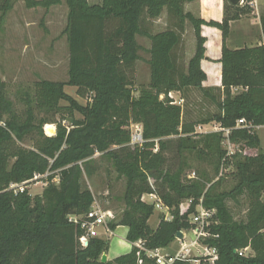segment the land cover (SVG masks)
Masks as SVG:
<instances>
[{
    "label": "trees",
    "instance_id": "1",
    "mask_svg": "<svg viewBox=\"0 0 264 264\" xmlns=\"http://www.w3.org/2000/svg\"><path fill=\"white\" fill-rule=\"evenodd\" d=\"M60 1L44 0L40 4L49 7ZM193 1L101 0L90 4L87 0H65L67 80L37 81L32 95L26 94L24 115L15 110L0 81V119L5 123L0 126V264H158L145 251L138 256L134 245L128 253L101 262L107 241L92 237L86 246L80 244L83 229L68 217L87 212L93 203L92 193L82 181L83 176L93 174L92 156L96 152L109 159L117 177L124 179L123 209L119 220L111 221L109 227L127 226L128 242L142 239L146 249L167 247L178 231L192 227L189 215L201 199L205 208L215 209L214 223L208 227L211 236L203 240L216 249L214 264H264V152L255 131L256 126L264 125V43L239 49L226 45L230 22L250 12V0L237 4L223 0L220 22L185 11L184 4ZM27 5L39 3L28 0ZM11 6V0H0L1 14ZM163 9L172 21L164 30L152 33L147 20L160 16ZM186 20L193 27L196 44L184 68L177 49ZM203 25L221 31L220 93L202 86L206 79L200 65L205 56ZM260 25L264 41V15H260ZM137 35L150 41V80L133 98L128 73L140 59L142 47ZM65 85L75 86L76 95L86 100L85 104L69 95ZM190 88L198 89L215 110L192 120L185 102L173 103L168 96ZM62 100L68 104L60 105ZM34 109L53 114L62 111L63 116L76 110L83 120L73 123L69 130L58 125L54 136H46L43 124L54 121L41 118L36 124ZM242 118L252 127L236 126ZM129 119L142 125L141 146L129 145V130L125 128ZM210 122L230 129L232 153L223 146V132H196V126ZM27 134H34L31 148L19 144ZM172 147L178 155L175 167L166 155ZM11 158L14 161L10 165ZM193 161L206 162L211 174L197 167L196 177L187 178L186 170L192 169ZM230 166L234 167L231 174L235 184L230 190H222L223 174H218ZM46 171L56 173L46 178L49 182L41 195L32 197L27 189L17 193L9 189L11 183L27 182L34 174ZM55 175L59 177L57 185L50 182ZM151 193L172 214L170 221L161 216L155 229L148 224L154 206L141 199ZM241 195H245L247 206L243 219L237 220L227 200L238 202ZM187 199H192L191 204L180 211ZM248 246L253 255L238 254ZM173 264L192 263L175 260ZM200 264L209 263L203 258Z\"/></svg>",
    "mask_w": 264,
    "mask_h": 264
},
{
    "label": "rangeland",
    "instance_id": "2",
    "mask_svg": "<svg viewBox=\"0 0 264 264\" xmlns=\"http://www.w3.org/2000/svg\"><path fill=\"white\" fill-rule=\"evenodd\" d=\"M32 1L38 2L39 5L29 7L27 5L28 0H11V9L4 15L0 12V81L3 82L6 96L12 102L15 110L23 115L27 109L26 94L32 95L34 84L41 79L65 82L68 68V47L64 32L68 7L65 0H61L60 3L49 7L40 4L44 0ZM184 10L198 16L196 0L195 2L185 3ZM171 21L172 18L169 17L167 10L163 9L160 16L148 19L147 23H150V31L155 33L164 30ZM136 40L142 48L139 51L140 59L135 62L133 70L128 73L132 79L129 91L133 98L138 97L141 87L146 86L150 80L147 64V59L149 58L147 50L150 47V41L140 35L136 36ZM195 44L196 38L193 27L186 20L182 40L177 49L184 68H186L188 60L194 54ZM183 94L172 91L170 92L171 96H168L179 102V105H183L185 102V107H187L192 120L204 117L210 110H215V106L201 95L198 89L190 88L185 94V101L181 98ZM162 97L160 96V98ZM85 101L84 99L78 100L82 105L85 104ZM67 104V101H60V105ZM33 112L37 117L36 124L39 123L41 118L54 121L43 124L42 131L46 136H54L58 125L64 126L69 130L73 123L83 120V116L76 110L66 112L65 116L61 114L62 111L53 114L34 109ZM6 116L4 114L3 118H6ZM131 123H135V121L129 119L125 128L129 129ZM52 127H54V131L51 134ZM207 129L210 130L211 128ZM195 130L198 133H205L199 129ZM33 135L27 134L19 144L23 147L31 148ZM171 139L174 140L176 137ZM173 143L175 144V141ZM223 146L225 148V145ZM166 155L173 167H175L178 162L175 148L172 147ZM92 157L94 160V171L91 177L83 176V185L91 191L93 202L95 201L102 209L110 210L113 215L111 221H117L123 209L121 198L125 186L124 179L117 177V172L113 168L111 161L101 156L99 152H96ZM13 161L14 159L11 158L9 164L11 165ZM197 167L205 168L211 174L210 167H208L206 162L193 161L192 169L186 170L185 175L196 171ZM222 170L224 180L220 189L230 190L235 184V179L231 174L234 171V167L230 166ZM52 173H56V171H46L40 176L39 180L29 184L26 188L29 195L32 197L41 195L49 182L46 178ZM196 175L195 173V177ZM219 176H221L220 173L218 174ZM50 182L57 185L59 183L58 175H55ZM238 199V202L228 199L227 206L233 217L240 220L245 215L244 211L247 201L245 195L239 196ZM262 199L264 201V194ZM164 213L165 211L154 209L153 214L148 219V224L151 228L155 229L157 227L161 215ZM98 231L100 233L99 238L107 241L109 243L108 247L111 248L113 239L116 238L118 232L122 231V228L115 230L114 235H111L110 238L103 234L101 227L98 228ZM185 232H187L186 242L190 243L193 239L191 233H189L190 230H185ZM179 240L176 238L171 242L167 246L168 249H166L165 253L173 255L180 247ZM190 256H194V254L190 253Z\"/></svg>",
    "mask_w": 264,
    "mask_h": 264
},
{
    "label": "built area",
    "instance_id": "3",
    "mask_svg": "<svg viewBox=\"0 0 264 264\" xmlns=\"http://www.w3.org/2000/svg\"><path fill=\"white\" fill-rule=\"evenodd\" d=\"M169 96L170 93H169ZM173 103H178L177 101H173ZM5 123L2 119H0V126H4ZM250 126L252 127L251 123H248L243 118L239 119L236 123V126ZM129 145L130 146H141L144 143V138L142 135V125L140 123H131L129 125ZM211 131H221L223 132V136L225 137L224 145L227 150V153L230 154L234 151V146L228 140V134L230 132L229 128H222L218 124H215L211 127L210 130L205 132ZM157 145H155L154 151L156 150ZM223 169V168H222ZM220 171V175H222V170ZM42 174H34V176L29 179L27 182L22 183H11L9 185V189H13L14 193L22 192L24 189L28 187L33 181H37L40 179ZM195 177V173L191 172L187 175V178L191 179ZM144 196H149L152 201L149 202L154 206V209H159L161 211H165L163 214V220L170 221L172 219V214L170 213V208L167 207L162 203L160 198L151 193V194H144L141 199L144 200ZM201 199L199 203L195 207V211L189 215V222L191 223L192 227L189 229L193 237L189 246H195L198 248L199 252L197 255L190 256V250L185 251L187 245L185 244L186 234L185 230H180L183 233V238L180 241L179 249L173 254L169 255L163 252L162 248H155V249H146L144 247V240L139 239L133 243L135 247H137V255H140L141 251H145L148 257H151L155 260L158 264H173L175 260H182V261H189L192 264H200L201 259L207 260L209 264H214L215 260L217 259V252L214 247H210L207 244L203 243L205 238L211 236L208 227L214 223L213 216L215 214V209H207L205 208L202 203ZM192 202V199H187L183 201L180 205L179 210H185ZM113 219V215L110 210L102 209L95 201L92 203L90 209L81 214V215H70L68 220L74 224H77L83 229V234L79 237V242L82 246H86L88 244V240L92 237H99L100 233L98 228L101 227L105 232L110 231L109 223ZM248 247L240 249L238 251L239 255H245V252ZM140 261V260H139Z\"/></svg>",
    "mask_w": 264,
    "mask_h": 264
},
{
    "label": "crops",
    "instance_id": "4",
    "mask_svg": "<svg viewBox=\"0 0 264 264\" xmlns=\"http://www.w3.org/2000/svg\"><path fill=\"white\" fill-rule=\"evenodd\" d=\"M90 4L100 3L101 0H87ZM195 2V1H194ZM197 2V12L198 17L209 21L214 20L220 22L223 17V0H196ZM191 3V2H190ZM250 12L241 16L238 20L230 22L229 35L226 38V45L230 49H239L242 47H253L261 45L264 43L263 34L260 25V15H264V0H250L248 2ZM68 12V11H67ZM201 35L205 38V56L201 60V69L206 74V79L202 82V86L215 93L221 92V47H222V36L221 31L216 27H211L203 25L201 27ZM64 90L74 97L77 101L81 100L80 97L75 95L76 87L65 85ZM182 94L181 92H178ZM185 94L181 95L182 100H185ZM202 95V93H201ZM209 100V99H208ZM212 106V105H211ZM213 111V110H210ZM212 124H217L215 122H210L208 124H200L196 126L195 129L201 130V132L208 131L207 128H211ZM54 128V127H53ZM54 130V129H53ZM255 131L260 140V150L264 152V125L256 126ZM147 197V199H145ZM145 202L149 203L152 199L149 196H144ZM245 212V211H244ZM163 217V215H161ZM122 228V231L118 232L115 239L112 241L111 248L105 251L106 261H112L116 257L128 253L133 246L126 239V234L128 231L127 226L118 225L114 229H110L107 233L104 231L103 234L110 238L114 235L115 230ZM103 230V229H102ZM187 247L185 251L190 250L191 253L197 255L199 252L198 248L195 246H189L186 242ZM109 245V244H108ZM166 248H162L163 252H166ZM167 254V253H166ZM254 251L248 246L245 255H253Z\"/></svg>",
    "mask_w": 264,
    "mask_h": 264
},
{
    "label": "water",
    "instance_id": "5",
    "mask_svg": "<svg viewBox=\"0 0 264 264\" xmlns=\"http://www.w3.org/2000/svg\"><path fill=\"white\" fill-rule=\"evenodd\" d=\"M231 3H233V4H237V3H239L240 2V0H229ZM176 238H178V239H182L183 238V233L181 232V231H178L177 233H176ZM100 261L101 262H106V253L105 252H103L102 254H101V259H100Z\"/></svg>",
    "mask_w": 264,
    "mask_h": 264
},
{
    "label": "bare ground",
    "instance_id": "6",
    "mask_svg": "<svg viewBox=\"0 0 264 264\" xmlns=\"http://www.w3.org/2000/svg\"><path fill=\"white\" fill-rule=\"evenodd\" d=\"M48 128H51V127H48ZM53 129H54V128L52 127V131H51V134H52V133H53V131H54Z\"/></svg>",
    "mask_w": 264,
    "mask_h": 264
}]
</instances>
